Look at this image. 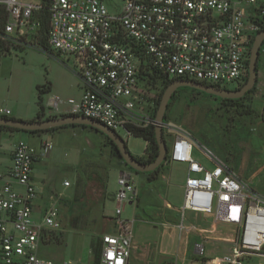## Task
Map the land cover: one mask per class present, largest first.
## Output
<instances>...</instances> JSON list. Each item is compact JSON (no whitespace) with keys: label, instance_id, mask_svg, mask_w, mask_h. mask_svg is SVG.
<instances>
[{"label":"built area","instance_id":"built-area-1","mask_svg":"<svg viewBox=\"0 0 264 264\" xmlns=\"http://www.w3.org/2000/svg\"><path fill=\"white\" fill-rule=\"evenodd\" d=\"M111 1L51 0L48 46L75 74L80 96L52 98L49 112L92 119L119 136H132L133 128L156 126L151 94L155 81L187 80L229 91L246 84L255 37L264 31V0H119V11L110 8ZM0 5L8 15L1 41L19 43L39 33L41 3L0 0ZM60 106L66 107L65 113ZM1 112L11 115L10 110ZM50 151L48 142L37 149L21 141L11 166L0 170V264H84L39 255L45 235L62 230L53 197L36 216L34 167ZM194 151L189 137L172 134L169 160L187 168L182 214L211 217L237 232L229 253L206 264H250L254 257L264 264V197L211 151L204 150L210 166ZM136 196L132 173H120L115 231L102 237L101 264H129L135 220L124 213ZM195 251L203 257L204 245L197 244Z\"/></svg>","mask_w":264,"mask_h":264},{"label":"rangeland","instance_id":"rangeland-1","mask_svg":"<svg viewBox=\"0 0 264 264\" xmlns=\"http://www.w3.org/2000/svg\"><path fill=\"white\" fill-rule=\"evenodd\" d=\"M27 1L41 3L40 0ZM108 4L118 11L122 8L119 0ZM40 38L39 32L31 34L27 41L6 43L11 47V54L0 56V108H8L13 113L33 111L37 87L44 86L47 81L52 83L51 96L63 100L76 96L78 88H73V82L63 72L60 63L40 49ZM163 89L162 82L152 84L154 115ZM43 100L47 104L49 96H44ZM263 115L264 43L258 59L256 86L245 99L227 101L189 88L179 89L165 114L164 140L169 146L172 134L182 133L195 143V157L202 163L210 166L204 154L207 149L228 163L241 181L264 197ZM49 132L60 136L50 141V157L37 164L36 177L42 180L43 186L39 187L42 199L47 203L53 197L58 203L62 230L45 235L39 255L58 263L93 264L94 243L115 231L112 218L118 177L125 171L136 172L125 164L108 138L89 127L67 126ZM120 136L134 157L144 155L147 149L144 139L124 133ZM2 140L4 153L12 140L5 134ZM173 166L175 164L167 159L160 167L158 177L166 175ZM149 181H153L151 175ZM176 181H184L181 173L176 174ZM65 182L70 187H65ZM135 182L138 187L136 179ZM153 193L151 188H146L143 197L136 199V204L128 205L124 213V217L135 220V249L132 254L140 264H192V261H201L203 257L194 250L197 242L204 245L205 255L209 249L213 256L223 254V243L198 238L202 234L198 231V221L201 220H192L191 215L195 213L189 212L184 216L179 210L169 209L164 199L148 198ZM176 195L182 202L181 193ZM225 226L234 231L236 240L235 227ZM261 261L254 257L250 264Z\"/></svg>","mask_w":264,"mask_h":264},{"label":"crops","instance_id":"crops-1","mask_svg":"<svg viewBox=\"0 0 264 264\" xmlns=\"http://www.w3.org/2000/svg\"><path fill=\"white\" fill-rule=\"evenodd\" d=\"M49 55L54 57L60 63L59 65L62 68L63 72L71 80V82H73V88H76V87L78 88V91L75 93V95H76L75 97L76 98L79 97L80 96V90L78 87V80H77L75 74L70 69H68L66 66H64L60 62V60L55 57V55H52V54H49ZM4 57H6V56H4ZM47 83L50 84V90L47 93L43 94L42 97L49 96V100H48V102H49L52 98H58V97L51 96V94L53 93L52 83H50L49 81H47L46 84ZM39 87H42V86H39ZM43 106H44V112H45V119L44 120L61 117L60 115H58L56 113L49 112L48 108H47V104L44 103V100H43ZM60 109H61L62 113H65V110H66L65 106H60ZM1 110H10V109L0 108V117H8V118H13V119H17V120H27V121L37 120L38 113H39L38 91H37L36 107L33 111L18 110L16 113L11 112L10 116H5L2 114ZM4 134L7 135L9 137V139L12 140V144L10 147H8L7 151H5L3 153L4 148L2 146V143H3L2 137ZM56 136L59 137L60 134L56 133V132L55 133L46 132V133H40V134H30V133L16 132V131H4V130L0 131V170L3 172L7 171V169L11 166V158L13 155V151L19 142L24 141V142H27L30 145L34 146L35 148L40 149L42 147V145L46 142L51 144L50 141L54 140V138ZM50 154H51V152H50ZM50 154H49V157H50ZM141 157H144V155ZM39 162L40 161H38L34 167V182H35L36 189L38 192V199L36 201V216H39V214L43 212V210L46 208V206L50 202V200H49L46 203V201L44 199H42V197H41L42 192H40V190H39L40 185H42L41 184L42 180L40 181V178L36 177L37 176L36 167L38 166L37 164ZM178 173H181L183 175L184 181H182V182L176 181V174H178ZM149 176L150 175H148V174L139 175L138 173H135V174L132 173V179H133L135 187H136V194H137L136 199L143 197L144 191L146 188H151L154 191V193L152 194L151 197L149 196L148 198L158 199V200L164 199V201H166V205L169 209L181 211V209L183 207V203H184L185 181L187 178V168L183 165L175 164V166H173L171 169H169L167 171L166 175H160L158 177V179L153 180L152 182L149 181ZM135 179L138 182V187L136 185ZM43 184L45 185V180L43 181ZM141 184H143V185L140 186ZM65 187H70V185L65 186ZM179 192L182 195V202L178 201L179 198L176 195V193H179ZM132 204H136V203H132ZM132 204H130V205H132ZM187 213H189V212H186L184 214V216ZM191 218L193 221L201 220V221H198L199 222V226H198L199 230L198 231H201L202 234L200 236H198V238H202L204 241H212V242L224 244L223 254L213 256L212 250L209 249L208 255H205V253H204L203 260L197 261V262L192 261V264H206V260L213 259L216 257H222V256L226 255V251H230V249L233 246V240H234V235H233L234 231L232 229H228L225 226L226 224L216 223L211 217H206L204 215H200V214L191 215ZM202 220H204V221H202ZM194 228H196V227H194ZM197 244H200V243L197 242L195 244L194 248L196 247ZM129 264H140V263H139L137 257L132 254L131 259L129 261Z\"/></svg>","mask_w":264,"mask_h":264},{"label":"water","instance_id":"water-1","mask_svg":"<svg viewBox=\"0 0 264 264\" xmlns=\"http://www.w3.org/2000/svg\"><path fill=\"white\" fill-rule=\"evenodd\" d=\"M264 43V31L260 32L254 40L251 56L249 60V76L247 83L240 89L229 91L218 89L213 86L204 85L187 80L173 81L164 91L157 114H156V126H155V140L159 148V154L156 160L152 163H142L134 157L121 136L115 133L113 130L107 128L102 123L88 119L81 116H62L59 118H52L46 120H35V121H23L8 117H0V127L10 128L22 132H38V131H49L67 126H83L89 127L103 136L108 138L112 144L117 148L122 160L125 164L134 170L136 173L149 174L158 170L168 156V146L164 140V118L168 105L172 97L175 95L177 90L181 88H189L192 90L199 91L201 93L222 99V100H240L244 98L249 92H251L258 80V59L260 55V49Z\"/></svg>","mask_w":264,"mask_h":264},{"label":"trees","instance_id":"trees-1","mask_svg":"<svg viewBox=\"0 0 264 264\" xmlns=\"http://www.w3.org/2000/svg\"><path fill=\"white\" fill-rule=\"evenodd\" d=\"M40 1H41V5H42V10L38 13L39 21L41 24V28L39 31L41 33L40 46L46 53L51 54V51H50L49 46H48V34H49V28H50V18H49L48 9H49L51 0H40ZM7 19H8L7 12H6L5 8L0 5V32H2L4 30L5 25L7 23ZM4 20H5V22H4ZM15 48L16 47H14V49ZM10 54H11L10 45H8L5 42L0 40V56H8ZM173 81H177V80H169V79L162 80V83L164 84L163 93L166 90V88ZM247 81H248V79H247ZM247 81H246V83H247ZM49 90H50V84L49 83H47L46 85H44L42 87L37 88V91H38V107H39V113H38L37 120H44L45 119V112H44L43 97L42 96H43V94L47 93ZM251 92H249V93H251ZM247 95L240 100L245 99L247 97ZM162 96H163V94H162ZM161 99H162V97H161ZM161 99L159 101L158 108H159ZM240 100H238V101H240ZM157 111H158V109L156 110V114H157ZM263 122H264V115H263ZM71 127H78V126H71ZM62 128H65V127H61L58 129H62ZM58 129H53V130H58ZM0 130L1 131L9 130V131L22 132V131L10 129V128H5V127H0ZM49 131H52V130H49ZM49 131L25 132V133L39 134V133H46ZM131 134H132V136L137 137V138H142L145 140V142H147V149L144 153V157H140V158L138 157L136 159H138V161H140L142 163H147V164L154 162L156 160L158 154H159V148H158L157 142L155 140V127L148 128V129L133 128L131 131ZM115 149L117 151L116 147H115ZM118 154H119V152H118ZM119 156H120V154H119ZM167 159H169L168 156H167ZM159 170H160V168L153 173H149L148 175H151L153 180H156L158 175H159ZM92 252H93V256H94V263L93 264H101L102 240H99L98 242L94 243Z\"/></svg>","mask_w":264,"mask_h":264},{"label":"flooded vegetation","instance_id":"flooded-vegetation-1","mask_svg":"<svg viewBox=\"0 0 264 264\" xmlns=\"http://www.w3.org/2000/svg\"><path fill=\"white\" fill-rule=\"evenodd\" d=\"M240 88H242V87H240ZM240 88H239V89H240ZM236 90H238V89H236ZM227 101H231V100H227ZM234 101H236V100H234Z\"/></svg>","mask_w":264,"mask_h":264}]
</instances>
